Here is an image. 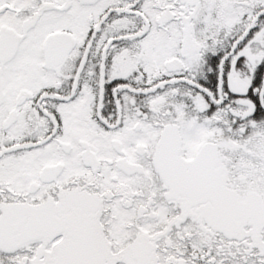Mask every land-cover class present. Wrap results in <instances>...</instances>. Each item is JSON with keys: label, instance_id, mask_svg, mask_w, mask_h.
I'll return each mask as SVG.
<instances>
[{"label": "snow or ice", "instance_id": "obj_1", "mask_svg": "<svg viewBox=\"0 0 264 264\" xmlns=\"http://www.w3.org/2000/svg\"><path fill=\"white\" fill-rule=\"evenodd\" d=\"M0 264H264V0H0Z\"/></svg>", "mask_w": 264, "mask_h": 264}]
</instances>
